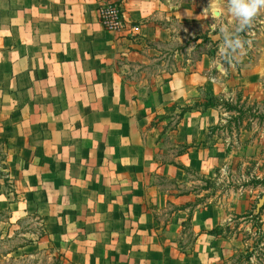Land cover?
I'll list each match as a JSON object with an SVG mask.
<instances>
[{
  "label": "crops",
  "instance_id": "1",
  "mask_svg": "<svg viewBox=\"0 0 264 264\" xmlns=\"http://www.w3.org/2000/svg\"><path fill=\"white\" fill-rule=\"evenodd\" d=\"M100 4L0 0V138L23 134L28 142L23 184L34 188V198L44 195L53 220L51 235L43 240L51 242L55 234L66 242L72 264H212L227 248L208 233L217 228L206 225L211 214L200 205L193 211L187 207L197 196L177 193L168 182L185 183L184 171L162 163L155 140L145 137L158 115L189 105V93L210 87L209 79L175 71L143 95L117 69L116 32L100 20ZM162 5L161 0H127L124 19L141 22ZM198 113L183 119L178 143L200 140L212 124L209 113ZM57 157L59 168L53 164ZM206 160L210 163L211 150L205 147L176 157L198 171L202 163L204 172ZM144 174L160 184H146ZM149 199L154 209L147 206ZM157 211L166 216L163 228L156 223ZM188 222L197 241L189 256L180 244Z\"/></svg>",
  "mask_w": 264,
  "mask_h": 264
},
{
  "label": "rangeland",
  "instance_id": "2",
  "mask_svg": "<svg viewBox=\"0 0 264 264\" xmlns=\"http://www.w3.org/2000/svg\"><path fill=\"white\" fill-rule=\"evenodd\" d=\"M126 1L101 0L98 14L109 5L121 14L119 29H109L116 32L118 43L115 63L122 74L140 86L143 95L148 87L167 82L175 71L201 73L210 82V87L189 93L191 102L186 106L196 107V111L185 117L193 112H199L197 116L209 113L208 123L212 124L201 131L200 140L184 145H192L189 151L210 149L211 161L206 160L205 172L202 163L200 171L192 167L184 171L183 185L168 182L177 193L197 196L195 203L187 206L192 211L200 205V211L211 214L206 225L217 228L208 233L215 231L227 248L222 259L217 256L212 264H264V9L249 28L237 32L227 0H161L160 11L135 23L123 17ZM214 7L221 10L219 18L212 16ZM129 24L140 29L133 31ZM237 37L246 41L243 51L233 50L234 46L227 43ZM207 95L215 97L210 101L212 107L203 111L199 108L207 103ZM171 112L158 115L154 129L145 134L151 142L155 140L159 159H173L182 145L178 143L179 131L185 117L175 126L172 117L179 111L174 107ZM24 137L8 138L7 158L0 154V264H72L67 262L66 242L55 234L51 242L43 240L51 235L53 220L47 216L44 195L34 198V188L23 184L21 166L28 163L30 151ZM42 150L38 156L41 160L45 154ZM60 163V158H55L57 168ZM3 164L8 170L1 168ZM142 180L160 184L149 174ZM168 184L162 185L166 188ZM153 194H149L151 198ZM53 199L59 203L58 196ZM150 202L146 201L147 206L154 209ZM155 216L158 227H165V214L157 211ZM200 221L199 226L205 224L202 217ZM196 242V231L188 222L180 238L182 252L191 255ZM27 243L32 244L22 246Z\"/></svg>",
  "mask_w": 264,
  "mask_h": 264
},
{
  "label": "clouds",
  "instance_id": "3",
  "mask_svg": "<svg viewBox=\"0 0 264 264\" xmlns=\"http://www.w3.org/2000/svg\"><path fill=\"white\" fill-rule=\"evenodd\" d=\"M228 11L237 21V32H243L252 25L253 19L259 14L261 9H264V0H227ZM221 10L218 7L212 8V16L219 18ZM226 31V29H223ZM229 47L233 50H244L246 41L237 37L236 40H228Z\"/></svg>",
  "mask_w": 264,
  "mask_h": 264
},
{
  "label": "trees",
  "instance_id": "4",
  "mask_svg": "<svg viewBox=\"0 0 264 264\" xmlns=\"http://www.w3.org/2000/svg\"><path fill=\"white\" fill-rule=\"evenodd\" d=\"M123 13H124V10H123ZM100 20H101V19H100ZM207 96H208V95H207ZM208 97H209V98H208L209 101H208L207 98H206L207 103L204 105L205 107L203 106L202 108H199V109H202V110L204 111V110H206V109L212 107V104H211L210 101H211L212 99H214L215 96L210 95V96H208ZM175 108L179 111V112H177L176 114H174L173 117H172V119H176V125H175V126H178V125L180 124L181 120L185 117V115H186L187 113L192 112V111H194V110L196 111V107H189V106H180V105H176ZM166 117L171 118L170 116H166ZM162 118H165V117H162ZM9 142H10V140H9L8 138H0V154H1V156H2L3 158H4V157L7 158V155H8V149H10L9 146H8ZM179 147H180V150H178V152H177L176 154L173 155V157H174L173 159H168V158H166V157H162V158H160V161H161L162 163L173 164V165L179 167L180 169H182L183 171H185V172L187 173V172H189L191 169H190L189 167L185 166L184 164H181V163L177 162V161L175 160V158L178 157V156H182V155L186 154V153L189 151V149L192 148V145H184V144H182V145H179ZM9 151H10V150H9ZM1 168H3V170H4V169H7L8 167H7L6 165L3 164V165L1 166ZM7 170H8V169H7ZM192 217H193V213L190 214L189 221L192 220ZM213 232H215V231H213ZM213 232H211V233H213ZM42 236H44V234H43ZM30 244H32V243H27V244L22 245V246L25 247V246L30 245ZM19 247H20V246H19Z\"/></svg>",
  "mask_w": 264,
  "mask_h": 264
},
{
  "label": "built area",
  "instance_id": "5",
  "mask_svg": "<svg viewBox=\"0 0 264 264\" xmlns=\"http://www.w3.org/2000/svg\"><path fill=\"white\" fill-rule=\"evenodd\" d=\"M102 11L99 12V16L100 14H102V16L104 17H100L101 21L104 23L105 27L107 29H111V30H117L119 29V25H120V13L118 12V10L116 8H114L113 6H108V7H103L101 9ZM107 16H111L113 18V21H110L108 18L110 17H107ZM123 17H124V14H123ZM125 22V20H124ZM139 26L137 24H133L132 25V30L133 31H136V30H139Z\"/></svg>",
  "mask_w": 264,
  "mask_h": 264
},
{
  "label": "water",
  "instance_id": "6",
  "mask_svg": "<svg viewBox=\"0 0 264 264\" xmlns=\"http://www.w3.org/2000/svg\"><path fill=\"white\" fill-rule=\"evenodd\" d=\"M264 203V197H263V199L261 200V205Z\"/></svg>",
  "mask_w": 264,
  "mask_h": 264
}]
</instances>
